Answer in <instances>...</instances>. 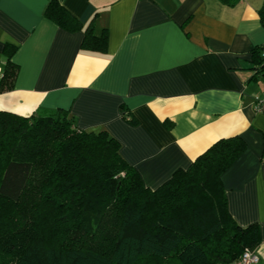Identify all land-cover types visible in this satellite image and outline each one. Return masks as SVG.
I'll return each instance as SVG.
<instances>
[{
	"label": "crops",
	"instance_id": "1",
	"mask_svg": "<svg viewBox=\"0 0 264 264\" xmlns=\"http://www.w3.org/2000/svg\"><path fill=\"white\" fill-rule=\"evenodd\" d=\"M49 1L0 0V79L7 42L18 65L0 109L67 110L78 127L107 131L151 189L240 136L221 182L232 218L259 227L253 249L264 264V112L254 107L264 0H58L82 23L75 31L46 17ZM89 24L106 30L104 51L81 48Z\"/></svg>",
	"mask_w": 264,
	"mask_h": 264
},
{
	"label": "trees",
	"instance_id": "2",
	"mask_svg": "<svg viewBox=\"0 0 264 264\" xmlns=\"http://www.w3.org/2000/svg\"><path fill=\"white\" fill-rule=\"evenodd\" d=\"M260 14L264 19V7ZM45 15L66 30L83 28L58 0ZM106 41V30L96 34L89 24L81 48L104 51ZM15 50L5 44L0 91L16 77ZM257 72L264 75L260 60ZM244 147L238 135L220 138L151 189L107 131L78 127L67 110L0 109V264H229L260 241L256 224L242 227L230 215L221 182ZM112 212L117 225L108 252L65 240L103 232ZM54 229L63 240L50 239Z\"/></svg>",
	"mask_w": 264,
	"mask_h": 264
},
{
	"label": "rangeland",
	"instance_id": "3",
	"mask_svg": "<svg viewBox=\"0 0 264 264\" xmlns=\"http://www.w3.org/2000/svg\"><path fill=\"white\" fill-rule=\"evenodd\" d=\"M117 206V205H116ZM116 211V209L114 210ZM147 220L144 222L146 223ZM103 232H100L99 234H92L87 237H81V236H71L67 239H65L67 242L71 240L75 244H81L85 247L94 248L100 251H106L108 252L113 244L114 236H115V226L117 225V217L113 216V212L109 213L108 216L103 220ZM96 225V222H93V226ZM52 231V230H51ZM54 235L50 236V239L53 241H59L63 240V233L60 231L59 234L57 229H54ZM72 233V232H71ZM63 237V238H62ZM139 264H145V263H139ZM148 264H156L154 262L148 263ZM162 264V263H160ZM168 264H178L176 260H172L171 262H168Z\"/></svg>",
	"mask_w": 264,
	"mask_h": 264
},
{
	"label": "built area",
	"instance_id": "4",
	"mask_svg": "<svg viewBox=\"0 0 264 264\" xmlns=\"http://www.w3.org/2000/svg\"><path fill=\"white\" fill-rule=\"evenodd\" d=\"M260 65L264 68V43L260 47ZM254 107L256 111L264 112V93L255 99ZM258 260L259 256L253 248H245L239 257L229 264H256Z\"/></svg>",
	"mask_w": 264,
	"mask_h": 264
}]
</instances>
